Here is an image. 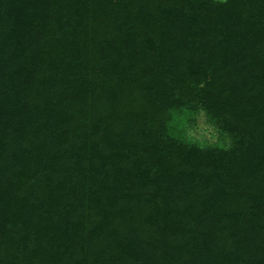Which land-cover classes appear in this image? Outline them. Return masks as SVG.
Wrapping results in <instances>:
<instances>
[{"label":"trees","instance_id":"1","mask_svg":"<svg viewBox=\"0 0 264 264\" xmlns=\"http://www.w3.org/2000/svg\"><path fill=\"white\" fill-rule=\"evenodd\" d=\"M0 264H264V0H0Z\"/></svg>","mask_w":264,"mask_h":264},{"label":"rangeland","instance_id":"2","mask_svg":"<svg viewBox=\"0 0 264 264\" xmlns=\"http://www.w3.org/2000/svg\"><path fill=\"white\" fill-rule=\"evenodd\" d=\"M226 1V0H218ZM169 121V133L177 139L194 143L199 147L217 146L228 149L232 146L231 138L221 131L203 110H188L183 107L172 112Z\"/></svg>","mask_w":264,"mask_h":264}]
</instances>
